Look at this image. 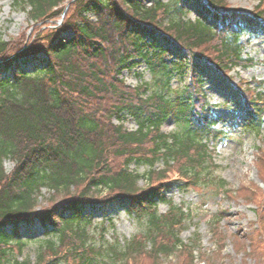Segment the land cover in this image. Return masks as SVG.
I'll return each mask as SVG.
<instances>
[{"label": "trees", "instance_id": "trees-1", "mask_svg": "<svg viewBox=\"0 0 264 264\" xmlns=\"http://www.w3.org/2000/svg\"><path fill=\"white\" fill-rule=\"evenodd\" d=\"M67 1L20 0L40 31L55 33L47 43L35 38L18 53L21 41L0 40V264H126L143 253L155 260L177 251L191 253L192 243L179 237L184 209L167 201L161 190L173 169V181H205L229 193L224 180L213 179L206 144L216 135L217 122L208 116L203 83L192 76L187 86L173 90L172 75L186 64L172 59L170 49L156 46L154 39L145 40L142 32L158 33L177 45L191 71L203 61L228 77L234 68L256 63L244 57L241 28L230 17L233 10L224 0H200L214 22L209 23L186 20L183 0H151L149 5L141 0H70L73 11H79L71 22L64 17ZM89 12L94 22L83 16ZM250 14L264 21V0ZM46 21H54L53 27L42 30ZM68 30L73 35L62 37ZM38 52L48 59L35 64L28 60ZM140 62L149 69L155 89L147 83L128 87L118 78ZM27 63L33 66L29 71ZM6 71L11 73L2 76ZM240 92L245 129L258 134L264 125V80L255 89L245 83ZM124 115L135 121L136 129L123 127ZM112 117L117 125L110 123ZM167 119L174 120L176 131H162ZM258 150L260 162L264 147ZM5 158L15 164L8 174ZM132 165L148 170L141 174ZM42 187L64 198L37 211ZM244 187L240 192L250 190ZM103 194L104 199L97 197ZM112 200L125 202L141 222L138 235L111 242L102 227L99 240L95 238L96 230L84 214L86 203ZM159 202L169 206L163 214ZM34 217L46 236L33 260H17L15 252L26 245L19 236L20 223H31Z\"/></svg>", "mask_w": 264, "mask_h": 264}, {"label": "rangeland", "instance_id": "rangeland-1", "mask_svg": "<svg viewBox=\"0 0 264 264\" xmlns=\"http://www.w3.org/2000/svg\"><path fill=\"white\" fill-rule=\"evenodd\" d=\"M69 1L62 5L64 17H68L73 22L77 19L79 11H73ZM141 1L149 5L151 0ZM163 1L168 2V0ZM224 1L229 5V10H233V15L241 28L240 43L243 45L244 57L248 56L256 62L249 67L234 68L229 72L228 77L220 75L203 61L194 71H191L192 65L186 54L175 48L160 34L151 35L149 31H143L142 35L145 40L154 39L156 46L170 49L172 59H181L186 64L182 70L172 75L171 88L173 90L187 86L192 76L203 83L202 90L210 104L208 116L217 122L214 127L217 131L216 135L206 139L212 160L210 164L213 179L224 180L229 193L217 190V187L212 186L211 183L204 184L205 181L197 184L173 181L176 172L171 169L165 199L184 209L186 219L180 229L179 237L186 244L192 243L193 247L188 246L191 253L177 251L172 257L159 260H155L151 253H143L126 264H264V160L257 162L258 149L262 150L264 147V125L258 134L245 129L243 99L240 95V89L245 83L255 89V84L264 80V24L249 19L248 16L254 11L259 0ZM76 2L78 0L74 3ZM182 7L186 20L214 23L213 20H209L202 1L183 0ZM83 16L91 22L95 21V16L91 12ZM60 21L56 22L57 26ZM46 22L47 25L42 26V30L53 27L54 21ZM39 26V23L35 25L31 21L27 8L20 4V0H0V40L12 43L17 40L15 44L21 41L17 49L18 53L28 48L29 42L35 38L43 44L47 43L46 40L55 38V33L46 35V32L38 29ZM72 35L70 30L61 34L64 38ZM43 38L45 41H42ZM27 58L33 60L35 64L37 61L41 62V59H48V56L38 52ZM19 60L22 59H17V63ZM32 67L29 63L25 65L27 71ZM10 73L3 72L2 76ZM118 78L128 87L147 83L151 90L156 88L144 62L138 63L130 70H123ZM99 109L102 110L100 115H105L103 107ZM110 123L117 125L118 120L112 117ZM122 124L127 130L137 127L135 121L127 115H124ZM161 129L164 133H172L177 130V125L174 120L167 119ZM14 165V161L10 158L3 160V167L7 174L13 170ZM157 166L161 167V162ZM131 168L141 174L148 170L145 165H132ZM142 183L141 179L139 184L142 185ZM242 187L250 190L242 193L240 192ZM257 190L261 191V196H257ZM97 197L104 199L105 196L103 194ZM36 198L35 209L43 211V208H49L53 202L57 203L64 197L62 195L52 196L48 188L42 187ZM86 205L84 214L90 217L92 226L96 230L97 240L102 233V227L105 230V238L111 242L115 238L123 241L139 234L141 222L129 211L125 202L112 200L109 203L107 201L103 203L98 201L92 205L90 203ZM168 207L167 203L159 202L157 209L163 214ZM236 213L237 218H233L232 215L236 216ZM238 226L241 228L238 229ZM212 228L215 229L216 234L213 233ZM5 229L11 231L12 226L7 225ZM18 232L20 239L26 241V245L21 252H15V258L33 260L41 240L46 236L44 235L45 227L34 217L31 223H20Z\"/></svg>", "mask_w": 264, "mask_h": 264}, {"label": "bare ground", "instance_id": "bare-ground-1", "mask_svg": "<svg viewBox=\"0 0 264 264\" xmlns=\"http://www.w3.org/2000/svg\"><path fill=\"white\" fill-rule=\"evenodd\" d=\"M233 13L234 12H230V17H232L234 20H236V17H234V15H233ZM250 14V13H249ZM250 18L249 19H253L254 21H259L261 24H264V21H262V20H259V19H257V18H255V17H253L251 14L250 15H248ZM215 21H217V23L215 24V25H217L218 24V20H215ZM236 23H237V20H236ZM237 26L238 27H240L239 25H238V23H237ZM218 26H215V28H217ZM175 46V48H178V46L177 45H174ZM179 49V48H178ZM181 51V50H180ZM183 53H185L184 51H182ZM211 67V66H210ZM195 75V74H194ZM240 95H241V98L243 99V95L241 94V92H240ZM243 103H244V100H243ZM167 189H168V187L166 186L165 187V189H163V190H161V193H162V195H164L165 196V193H166V191H167ZM87 215V214H86ZM229 215V214H228ZM237 213H236V216H233L232 215V217L233 218H237ZM238 229H240L241 228V226H238L237 227Z\"/></svg>", "mask_w": 264, "mask_h": 264}]
</instances>
